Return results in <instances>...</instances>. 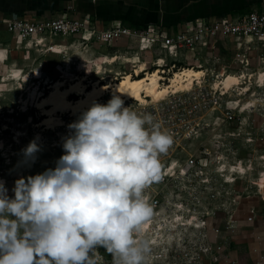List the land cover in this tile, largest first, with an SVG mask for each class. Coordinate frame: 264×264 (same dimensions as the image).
<instances>
[{"label":"rangeland","instance_id":"374dc122","mask_svg":"<svg viewBox=\"0 0 264 264\" xmlns=\"http://www.w3.org/2000/svg\"><path fill=\"white\" fill-rule=\"evenodd\" d=\"M54 42L46 40L37 45L15 47L11 36L0 40V178L4 179L9 195L15 176L32 174L54 164L62 152L61 134L67 131V123L76 114L56 111L57 123L50 127L42 125L44 115L31 95L34 86L46 92L47 78L67 81L74 74H84L86 86L98 77L104 78L100 79L102 82H108L107 75L116 70L130 72L131 60L138 63L151 56L152 60L160 56L154 50L153 54L145 53L138 59L134 56L138 51L133 40L119 41L115 47L100 50L96 46L90 49L77 44L66 45L67 40ZM101 53L116 58L111 63H102L101 74L94 73L92 64ZM84 57L90 58L92 63H85ZM66 62L69 70H65ZM81 62L85 63L82 67ZM255 63L252 61L251 66L255 67ZM253 67L249 68L245 80L249 88L247 93H251L244 100L248 107L233 121L221 124L208 137L205 143L207 162L201 167V173L190 179L170 180L175 188L183 183L196 185L200 189V200L197 199L201 205L193 210H164L162 206L151 204L152 215L141 226V233L149 242L156 238L159 243H149L146 257L151 260L146 259L145 264H223V256L228 253H234L233 258L241 257L242 264H251L249 250L240 249L236 244L246 238L244 230L249 229L248 226L264 219V80L262 77L256 79ZM238 83L230 85L233 93L240 86ZM76 96L70 94L71 98ZM109 96L110 93L105 94L104 98ZM36 134H39L42 151L30 167L19 164V149ZM232 166H236V171ZM156 183L162 185L164 179L159 178L149 185ZM150 194L144 190L148 200ZM250 207L257 211L252 220H248ZM190 223L202 226L196 228ZM227 230L233 247L226 250L228 245L225 244L222 251L208 250L211 243L227 235ZM99 251L105 259L112 258L104 247L100 246Z\"/></svg>","mask_w":264,"mask_h":264},{"label":"clouds","instance_id":"9594fccd","mask_svg":"<svg viewBox=\"0 0 264 264\" xmlns=\"http://www.w3.org/2000/svg\"><path fill=\"white\" fill-rule=\"evenodd\" d=\"M66 128L52 166L15 176L11 195L0 178V264H97V246L112 264H145L141 226L153 209L144 190L171 135L117 91L81 106ZM40 151L36 134L18 163L30 167Z\"/></svg>","mask_w":264,"mask_h":264},{"label":"built area","instance_id":"2783aa9c","mask_svg":"<svg viewBox=\"0 0 264 264\" xmlns=\"http://www.w3.org/2000/svg\"><path fill=\"white\" fill-rule=\"evenodd\" d=\"M71 9L72 6L67 5L65 10L43 17L12 13L0 17V24L10 34L15 47L37 45L46 40L56 43L54 41L59 39L67 40L66 45L77 44L90 49L96 46L100 50L115 47L119 41L133 40L138 51L134 56L138 59L156 50L160 56L153 60L151 56L144 62L147 71L158 69L156 88L163 93L153 98L141 90V99L122 97L132 109L150 113L160 128L172 137L168 149L158 156L159 178L164 179V183L148 185L145 190L151 193L150 204L162 206L164 210L197 209L201 205L198 202L200 189L187 183L175 188L170 180L190 179L201 173V167L207 162L205 143L213 130L233 121L247 109L244 100L251 94L247 93L249 88L245 81L248 70L252 61L264 62V7L226 15L199 16L181 22L175 29L152 23L145 28H131L119 21L101 26L92 15H69ZM159 59L162 61L158 62ZM184 68H200L202 74L192 75L188 86L179 88L172 84V78L178 72L185 83ZM129 70L132 77L137 75L132 67ZM121 72L116 70L108 74V82L118 79ZM142 73L144 71L139 72ZM227 73L239 79L240 86L235 93L233 86L226 88L222 84L223 75ZM255 77L257 79L258 75ZM108 93L106 89L98 101H106L104 95ZM249 213L248 220L257 215L253 207L249 208ZM211 244L207 247L211 252L222 251L225 238ZM99 247L94 252L97 264L104 261L112 264V258L105 259ZM230 262L237 264L235 259Z\"/></svg>","mask_w":264,"mask_h":264},{"label":"crops","instance_id":"0c3cea01","mask_svg":"<svg viewBox=\"0 0 264 264\" xmlns=\"http://www.w3.org/2000/svg\"><path fill=\"white\" fill-rule=\"evenodd\" d=\"M10 5L19 9L25 7L22 15L26 17L55 15L71 5L73 9L68 10L69 15H92L101 26L119 21L131 28L152 23L175 29L181 22L199 16L226 15L258 9L264 7V0H12ZM12 13L14 11L9 13L0 9V17ZM5 36L10 37V34L1 23L0 40ZM255 64L257 65L252 66L253 69L258 68L260 77L264 80V62ZM258 220L260 222H254L245 232L242 230L246 238L236 244L240 249L249 250L251 264H264V219ZM226 234L223 238L228 245L226 250H230L233 243L229 231ZM233 257L234 253L223 256V264H231L230 260H236Z\"/></svg>","mask_w":264,"mask_h":264},{"label":"bare ground","instance_id":"6f19581e","mask_svg":"<svg viewBox=\"0 0 264 264\" xmlns=\"http://www.w3.org/2000/svg\"><path fill=\"white\" fill-rule=\"evenodd\" d=\"M115 58V55H107L105 53L97 55L95 64H92L95 68L93 72L101 74L102 63H111L115 60ZM84 61L85 63H92V60L88 57H84ZM161 61V59L158 60V62ZM81 63L80 67L85 65L84 62ZM130 65L136 74H138L139 70L144 71V73L132 77L128 71L121 72L122 74L118 79L109 82H102L99 78H93L89 86H86L85 84L86 76L84 74H74L73 77L67 81L61 78H53V80L50 81L47 78L46 83L48 84V90L46 92L40 91L39 87L37 88V86H34L31 90V95L32 97H35V105L41 109L42 114L44 115L41 118V124L45 125V127L53 126L57 123L56 111H70L74 114L81 106H86L92 99L97 100V98H99L106 89H108L110 93L117 91L124 99H141V90H145L147 94L150 93L153 98H156L163 93V90L156 88L158 69L156 70L153 68L152 70L147 71L143 60H139L138 63L135 60H131ZM65 66V70H69L70 66L68 62L65 63ZM183 73L185 74L187 81L183 83L180 79V74L176 72L172 78V84H177L176 86L179 88L185 85L188 86L191 76L201 75L202 70L200 68H184ZM253 73L255 76L258 75L260 77L259 70L255 69ZM238 80L239 79L235 74L227 73L223 75L222 84L224 87L229 88L231 84L238 83ZM71 93H75L77 96L75 98H71ZM232 167L234 171H236V166ZM190 224L196 228L202 226L201 224ZM171 227L174 228L175 225H172ZM149 243L157 245L159 242L156 238H154V240ZM146 259L151 260V257H146Z\"/></svg>","mask_w":264,"mask_h":264},{"label":"trees","instance_id":"16d2710c","mask_svg":"<svg viewBox=\"0 0 264 264\" xmlns=\"http://www.w3.org/2000/svg\"><path fill=\"white\" fill-rule=\"evenodd\" d=\"M11 1L12 0H0V9H2V11L4 12H13L14 13H18V14H22V11L24 10L25 7H23L22 9H19V8H13L10 4H11ZM9 5V6H8ZM8 6V7H7ZM27 7V5H26ZM136 28H145L146 27V24L144 25H139V26H135ZM241 257L239 256H236V262L237 264H242L241 262Z\"/></svg>","mask_w":264,"mask_h":264}]
</instances>
